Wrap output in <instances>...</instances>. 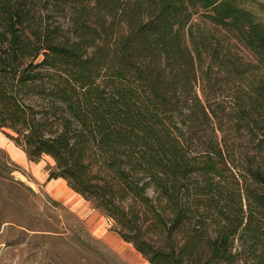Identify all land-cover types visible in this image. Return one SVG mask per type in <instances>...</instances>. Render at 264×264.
Returning a JSON list of instances; mask_svg holds the SVG:
<instances>
[{
    "label": "trees",
    "instance_id": "1",
    "mask_svg": "<svg viewBox=\"0 0 264 264\" xmlns=\"http://www.w3.org/2000/svg\"><path fill=\"white\" fill-rule=\"evenodd\" d=\"M0 128L151 264H264V23L237 0H0Z\"/></svg>",
    "mask_w": 264,
    "mask_h": 264
},
{
    "label": "rangeland",
    "instance_id": "2",
    "mask_svg": "<svg viewBox=\"0 0 264 264\" xmlns=\"http://www.w3.org/2000/svg\"><path fill=\"white\" fill-rule=\"evenodd\" d=\"M237 2L264 23V0ZM12 133L0 128V264H151L67 181L48 180L52 157L30 158Z\"/></svg>",
    "mask_w": 264,
    "mask_h": 264
},
{
    "label": "crops",
    "instance_id": "3",
    "mask_svg": "<svg viewBox=\"0 0 264 264\" xmlns=\"http://www.w3.org/2000/svg\"><path fill=\"white\" fill-rule=\"evenodd\" d=\"M53 180V179H52ZM66 181V180H65Z\"/></svg>",
    "mask_w": 264,
    "mask_h": 264
}]
</instances>
